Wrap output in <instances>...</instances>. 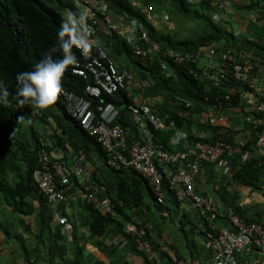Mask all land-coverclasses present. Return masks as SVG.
Listing matches in <instances>:
<instances>
[{
  "label": "trees",
  "instance_id": "1",
  "mask_svg": "<svg viewBox=\"0 0 264 264\" xmlns=\"http://www.w3.org/2000/svg\"><path fill=\"white\" fill-rule=\"evenodd\" d=\"M104 2L109 4L111 16L115 22L126 23L131 19L140 21L149 40L158 43L164 51L196 52L206 47L219 48L226 45L247 48L264 58V44L259 39L249 41L242 37V34L235 36L224 28L222 23H217L223 19L218 21L213 19L218 13L212 16L211 11L220 12L221 4L227 3L229 11L231 7H235L230 0H201L194 4H189L187 0H144V4L151 8L150 14L157 19L156 26L145 22L137 9L131 6L130 0H104ZM62 7L61 0H0V81L7 85L11 93L8 98L9 104H0V191L3 193L4 203H7L13 213L33 218L36 224V245H43L46 248L47 264H53L54 258H57L60 264H105L103 256L112 260L120 250L115 244L105 245L104 238L115 237L117 234L127 240L125 251H128V254L143 255L144 263L151 264L144 252L138 250L139 241H134L130 235L123 232V224L139 218L152 222L151 212L146 215L143 208L150 211L153 206L161 214L164 211L169 212L170 206L178 207L179 203L174 192L168 189L166 179L163 181L164 203L157 204L146 179L132 170L117 171L106 165L109 153L94 137L89 136L76 120L67 115L59 98L49 109L41 112H34L27 105L18 107L12 99L16 91L17 74L33 71L36 64L57 44L63 19ZM242 9L249 13L263 10L264 0H247L246 4L242 5ZM123 12L130 16L123 17ZM163 14H166V19L163 18ZM224 19L226 22L227 14ZM97 23L104 27V17L97 15ZM186 25L193 30L188 32ZM250 28L254 29V27ZM252 32L255 33L254 30ZM99 38L115 66L121 71L135 73L134 70H137L135 76L137 74L138 78L150 83V88L145 91V97L150 100V104H153L151 108L153 113L168 117V120L174 121L179 130L203 134L204 136L196 138L198 141L213 144L220 139H231L230 135L223 136L219 128L200 125L196 119L203 108L211 105L214 97L222 98L231 85L223 82H208L203 78V81L198 80L189 74L190 66L179 65L173 59L163 57L162 54L154 55L151 59H141L130 49L131 45L127 41L119 39L114 33L106 37L99 35ZM73 51L77 60L80 61L79 52L76 49ZM61 55L59 52L55 53L54 59H59ZM160 62L167 66V71L171 73L170 78H166L159 69ZM91 82L90 77L86 79L76 77L71 75L70 70L62 78V86L66 91L85 99L90 98L83 89ZM175 96L187 100L190 106L188 108L176 106L170 109L168 107L170 100ZM100 100L115 104L120 113L115 123L121 125L127 132H133L141 137L129 117L127 106L133 103L131 99L119 91L112 96H103L102 99H91L93 108L100 104ZM21 122H24L25 128V133L22 134L17 131ZM36 123H39L38 127ZM47 129H51L52 132ZM49 132L52 133L51 136L54 135L52 138ZM155 134L153 141L162 142L166 146L172 133L159 131ZM51 139L54 144L50 143ZM41 142L44 143L43 146ZM128 142L130 144L131 140ZM42 148L52 161L64 167L68 166V159L72 163L73 156L81 151L86 160L91 162L94 170L90 181L84 186H78L105 188L103 192H100L99 197L111 198L114 214L102 215L91 204H87L83 196V223L81 222L82 225L71 224V229L65 232L63 229L68 223H59L54 220L53 211L32 179V172L38 167V157ZM55 151H60L58 155L62 156L57 158ZM229 161L232 163L230 175L223 176L225 181L223 185L220 184L222 180L218 182V185L220 184L218 188H221L219 195L225 205L234 203L238 197L237 192L229 193L225 190L232 182L236 187L242 186L255 190L264 186V161L254 158L245 163H237L232 158ZM33 192L36 194V206L31 205V200H34L35 196ZM145 193L152 200L151 205L145 202V196L148 197ZM70 201L71 199L68 198V203ZM234 211L241 213L238 209ZM58 212L69 219L72 205H61ZM166 219L167 216L161 215L155 229L158 230ZM80 225L87 233V237L78 235L77 230L80 229ZM0 226L3 225L0 223ZM200 226L201 236H204L206 224L202 220ZM137 227L142 228L139 225ZM179 227V230L188 237L184 224H179ZM195 227V225L192 226L191 233ZM143 233L142 240L151 244L157 257L168 264H173L172 258L164 250L165 243L154 239L152 230L145 229ZM184 242L186 243V240ZM191 243L197 245V241L193 240ZM89 244L101 253L99 257H93L94 259L90 258V260L85 258ZM187 247L190 249L189 246ZM177 257L176 259H179L180 256L177 255ZM119 258L116 257L115 260ZM114 261H110L109 264H116Z\"/></svg>",
  "mask_w": 264,
  "mask_h": 264
},
{
  "label": "built area",
  "instance_id": "2",
  "mask_svg": "<svg viewBox=\"0 0 264 264\" xmlns=\"http://www.w3.org/2000/svg\"><path fill=\"white\" fill-rule=\"evenodd\" d=\"M199 1L201 0H187L189 4ZM64 2L72 12L75 8L86 14L87 22L94 30L93 39L97 43L92 48L90 54L92 57L84 58L77 50L80 61L77 60L78 63L67 69L76 77L91 78L92 82L83 89L90 99L80 97L64 88L58 98L63 103L67 115L76 120L78 125L109 153L106 165L117 171L132 170L146 179L157 204L164 203L163 181L166 179V185L170 191L174 192L177 202L190 203L199 218L206 224L203 239L211 251L212 264H241L238 255L243 252L250 254L256 251L264 254V207L261 223H249L231 210L227 212L219 210L210 195L201 196L194 191L195 180L202 164L214 163L226 158V155L234 154L232 147L235 146L222 141L213 144L198 141L195 135L177 130L174 121L168 120V117L153 113L150 100L145 97V91L150 88V83L131 72L121 71L115 66L106 54L99 35L106 37L114 33L127 41L141 59H151L154 55L162 54L163 57L173 59L179 65L190 66L189 74L198 80L203 78L208 82H223L231 85L222 98L212 99L213 107L221 110L224 105L232 103L235 96L240 100V102L237 101L247 112V122L257 129L255 146L261 157L264 156V58L247 48L226 45L219 48L206 47L196 52L182 53L165 50L160 53L158 43L149 40L140 21L131 19L126 23L115 22L110 14L109 4L104 0H64ZM130 3L143 14L145 22L156 26L157 19L150 14L151 8L144 4V0H130ZM220 8L222 10L213 17L215 21L225 20L229 11L227 3L221 4ZM68 11L63 13L64 16ZM122 14L123 17L130 16L126 12ZM97 15L104 17V27L97 25ZM163 18L166 19V14H163ZM246 22L247 25L243 27H247L250 32L255 31L254 35L249 34L246 37L247 40L259 39L264 44V9L249 13ZM159 66L165 70V73L163 72L165 77L170 78L171 73L167 71V66L162 62ZM119 91H126L127 98L133 102L127 106V109L131 122L141 135L138 141L130 139L129 132L115 123L120 114L115 104L100 100V104L95 108L92 106L91 99H102L103 96H112ZM174 98L171 105L173 108L190 106L187 100L179 96ZM215 114L209 117V123L224 124L222 114L217 116ZM158 130L173 132L172 139L179 144L190 146V151L175 153L167 150L164 144L151 141L155 139V133ZM41 143L43 146L44 143ZM72 166L73 175L60 163L52 161L42 148L38 157V167L32 172V179L38 191L53 211L54 220L59 223L66 222L58 215L59 207L68 205L71 190L76 185L84 186L90 178L84 177L87 162L81 151L73 156ZM104 189L103 187L89 188V186L82 188L87 204H91L102 215H113L109 200L99 197ZM251 196L252 198L258 196L264 206V187L258 192L251 193ZM218 218L228 220L229 228L217 227L214 222ZM70 229L71 224H66L63 230L68 232ZM125 229L130 233H136L133 225L127 224ZM112 240L107 242L111 244ZM138 250L147 253L149 259L153 258L148 244L139 241ZM175 264L188 263L178 260ZM190 264L202 263L193 261ZM259 264H264V259Z\"/></svg>",
  "mask_w": 264,
  "mask_h": 264
},
{
  "label": "crops",
  "instance_id": "3",
  "mask_svg": "<svg viewBox=\"0 0 264 264\" xmlns=\"http://www.w3.org/2000/svg\"><path fill=\"white\" fill-rule=\"evenodd\" d=\"M230 1L232 2V5H235V7H231V10L229 11V13H227V18H229L231 24H236L238 27L244 28L243 26L247 25L246 20L249 16V12H245V10L242 9V5L246 4L247 0H230ZM62 2H63V7L61 8V13L64 18L65 16L63 13L71 8L64 2V0ZM137 11L139 12V10ZM74 12L78 15L81 13L77 11L75 8H74ZM242 33L243 32H240L239 34ZM116 37L122 39L117 35ZM130 49L132 50V47ZM128 72L132 73V71H128ZM134 72L137 73V70H134ZM135 73L133 74L135 75ZM237 100L240 102V100L235 96L232 99V103L230 104L228 103L224 105L221 110L215 109L211 101V105L209 107L203 108V110L199 113V115L196 118L200 123V125L203 126L209 125L211 127H217L219 128V131L223 136L227 137L230 135L231 136L230 140L220 139L218 141L226 142L228 144H232L233 146H235L232 147L235 153L231 154L230 156L226 155V158H223L222 160H218L214 163L208 162L202 164L199 174L195 180L194 191L196 194L201 196L210 195L211 198L214 200L216 207H218L219 210L223 212H227L228 210H231L233 213L238 215L241 219H243L246 222L260 224L261 218L263 216L264 206L261 199L258 196H256L255 198H252L251 196V193L258 192V190L251 189L248 187H242V186L236 187L235 184L232 182L229 186L225 188V190L226 192L229 193L237 192L238 197L236 200H234L235 202L231 203L230 205L228 204L225 205L224 200L219 195L221 188L218 187H220V184L223 185L225 182L223 181V176L225 177L229 176L230 175L229 171L232 169L231 166L232 163L229 161V159L232 158V160H234L237 163H245L252 158L258 159L260 161H264V156L263 157L259 156L258 148L255 146V141H256L255 132L257 129H255L253 125L247 122L246 120L247 112L245 111L241 103L239 104ZM150 107L152 108L153 104H151ZM168 107L170 109L173 108L170 104ZM179 107H183V106H179ZM183 108H188V107H183ZM213 113H216L215 116L221 113L223 120H225L227 124L225 123L224 124L220 123L218 125L210 124L209 117H211ZM258 127L260 128V126ZM47 130L51 131V129H47ZM125 131L127 132V130ZM159 131L163 132L164 130H158L157 132ZM182 132L187 133L185 131ZM39 133L42 135V131H40ZM171 133L172 134L170 136L169 142L165 146L166 149L175 153H180L183 151L189 152L190 146H186L185 144H179L178 142L174 141L172 139L174 133L173 132ZM49 134L51 136L52 133L49 132ZM188 134H193L195 135L196 138L204 136L203 134L199 135L196 132H188ZM53 136H51L50 138H52ZM129 138L130 139L133 138L136 141L140 139V137L136 136L133 132H129ZM231 140L232 142H230ZM49 141L51 144H54V141L52 139ZM59 152L55 151L57 158H60L62 156V155H58ZM86 162H87V166L84 174L85 178H87L88 176L91 177V173L94 170L93 166L91 165V162H89L88 160H86ZM67 164L68 166H66L65 169L68 170L70 174L73 175L74 168L72 166V163H70L69 159L67 161ZM219 180H222V182L220 181V184L218 185ZM0 195L3 206L10 212L9 213L10 216L13 215L4 223L0 222L3 225L0 226V264H47L46 261L48 260V257L46 255V248L43 245L40 246L36 245L37 244L36 233H35L36 224L33 218L29 216H20L18 214L13 213L11 211V208L7 205V203H4L3 193H1V191H0ZM34 195H35L34 200H31L32 201L31 205L36 206L37 204L35 201L36 194ZM83 196L85 197V193L83 192L82 188L76 185L70 194L71 201L69 204L72 205V212H70L71 214L70 218L68 219L67 217L61 215L58 212V215L61 218L65 219L68 224L79 225L81 224V222L83 223L82 221L83 218L82 214H84L83 212L84 205L82 199ZM147 196L148 197L145 196V202L146 203L149 202V204L151 205L152 200L150 199L148 194ZM107 199L111 203L110 201L111 198L109 199L107 197ZM143 209L146 211V212L144 211L146 215H149L151 212L152 218H150V220H152V222L148 221V219L145 218H139L138 220L134 219L130 222H125L123 224L124 225L123 232L127 235H130L134 239V241L137 242L140 241L142 243H146L149 245L151 252L153 254V258L149 259V255L144 251L143 252L145 256H147L148 258L147 260L151 262V264H168V263L157 257V254L153 251L152 246L149 242L142 240V237L144 235L143 232H145V229H147L148 231L152 230V237L156 240H161L165 243L164 250L166 251V254L172 258L174 262L173 264H175V261L178 260H182L188 264L192 263L193 261H199L202 264H212L211 251L206 246L203 236H201V232H202V228L200 226L201 220L199 219L198 214L192 208L190 203L185 202L182 204H178V207L170 206L169 212L164 211L161 214L153 206L151 207L150 211H148L145 208ZM237 209L238 211L240 210L241 213L239 212L236 213L234 211ZM161 215L167 216V219L165 223H162L159 229L157 230L155 229V227L158 225L159 222L157 221H159ZM173 215L176 218H178V220H175V222H172ZM171 222L173 226L175 225L174 229L179 232L177 240L173 237L174 235L171 234L167 229L169 223ZM214 223H216L217 227L229 228V222L226 219L218 218ZM127 224L133 225L136 233H130L126 231L125 226ZM179 224H184V230L187 231L186 233L188 237L179 230L180 229ZM81 225H80V229L78 228L77 230V232L79 233L78 235L80 237L81 236L87 237L86 235L87 233L81 227ZM137 225H139L142 228L139 229ZM193 225H195L196 227L194 228L193 233H191V229ZM160 231L161 233L159 234ZM189 235L197 239L196 240L197 245L194 244L192 245L191 242L193 241V239L190 238ZM121 236L122 235L117 234L115 235V237L104 238L106 243L105 245L110 246L112 244H115L117 245V249L120 250V252L122 251L121 253L119 252L115 254L116 257L118 258L120 257L117 260H115L116 257H114L111 260L108 257L103 256L104 263L109 264L110 261L115 260L114 262L116 264H145L143 255L134 256L128 254L127 253L128 251H125L127 240L126 239L124 240ZM112 238L114 239L112 240ZM183 239L186 240V243L184 242ZM110 240H112L111 244L107 242ZM187 246H189L191 250ZM137 248H138V244H137ZM31 250H33V252ZM86 250L87 251L85 253V258H88L89 260L90 258L93 257L97 258L101 254L100 252L95 250L91 244L87 246ZM177 255L180 256L179 259H176L178 258ZM238 259L241 264H245V263L259 264L264 259V254H262V252H256V251H253L250 254H246L243 252L242 254L238 255ZM53 260L57 262V258H54ZM54 261L53 264H55ZM57 264L60 263L57 262Z\"/></svg>",
  "mask_w": 264,
  "mask_h": 264
},
{
  "label": "clouds",
  "instance_id": "4",
  "mask_svg": "<svg viewBox=\"0 0 264 264\" xmlns=\"http://www.w3.org/2000/svg\"><path fill=\"white\" fill-rule=\"evenodd\" d=\"M93 29L84 13L79 15L69 10L62 19L58 32V42L33 71H23L16 76V91L12 99L18 107L30 106L34 112L46 111L57 102L63 91L62 78L68 67L78 63L73 49L88 58L96 41ZM61 53L54 59L55 53ZM11 93L7 85L0 81V104L8 105Z\"/></svg>",
  "mask_w": 264,
  "mask_h": 264
},
{
  "label": "rangeland",
  "instance_id": "5",
  "mask_svg": "<svg viewBox=\"0 0 264 264\" xmlns=\"http://www.w3.org/2000/svg\"><path fill=\"white\" fill-rule=\"evenodd\" d=\"M137 10H138V9H137ZM216 13H219V12L214 11V10L211 11L212 16H213V14H216ZM138 14H140V15L143 17V14H142L140 11L138 12ZM212 16H211V17H212ZM217 23H222V24H223V27L226 28L227 30H229L231 33H234L235 36H238L240 32H243V33H242V34H243L242 37H244V38H246L249 34L254 35V33L248 31L247 27H246V28H242V27H238L236 24H231L229 18L226 19V22L223 20V21H221V22H217ZM189 25H190V24H189ZM186 27H187L186 30H187L188 32L191 31V30H193V28L190 27V26H188V25H186ZM170 28L172 29V26H170ZM188 37H190V36H188ZM159 52H160V53H163L164 50H162V49L160 48V49H159ZM159 69H161L162 72L165 73V70L162 69V66H161V67L159 66ZM121 92H122L123 94L126 93V91H121ZM125 96H126V94H125ZM126 97H127V96H126ZM174 99H175V98H173L172 100H170V103H169L170 105H173V104H172V101H174ZM224 123L227 124L226 121H225ZM36 124H37V127H38V126H39V123H36ZM17 131L20 132V134L25 133L24 122H21V123H20V127L17 129ZM165 132H167V131H165ZM18 134H19V133H18ZM1 206H2V209H1ZM9 213H10V212H9V211L3 206L2 202H1V195H0V222L4 223L6 220H8L9 218H11V216H13V215L10 216ZM12 214H13V213H12ZM8 215H9V216H8ZM175 220H178V218H176V217L173 215V216H172V222H175ZM172 222L169 223L167 229H168V231H169L171 234L174 235L173 237L177 240L178 235H179V232L176 231V230L174 229V226H175V225L173 226V225H172ZM176 236H177V237H176ZM189 236H190V238H192L194 241L197 240V239H195L194 237H192L191 235H189Z\"/></svg>",
  "mask_w": 264,
  "mask_h": 264
}]
</instances>
